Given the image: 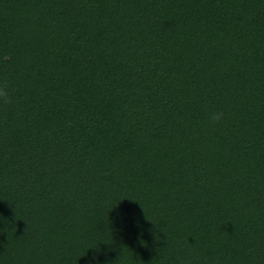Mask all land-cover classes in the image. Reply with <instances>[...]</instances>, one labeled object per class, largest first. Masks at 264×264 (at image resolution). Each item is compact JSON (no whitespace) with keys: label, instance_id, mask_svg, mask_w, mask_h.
Instances as JSON below:
<instances>
[{"label":"trees","instance_id":"obj_1","mask_svg":"<svg viewBox=\"0 0 264 264\" xmlns=\"http://www.w3.org/2000/svg\"><path fill=\"white\" fill-rule=\"evenodd\" d=\"M5 83L0 264H264V0H0Z\"/></svg>","mask_w":264,"mask_h":264},{"label":"clouds","instance_id":"obj_2","mask_svg":"<svg viewBox=\"0 0 264 264\" xmlns=\"http://www.w3.org/2000/svg\"><path fill=\"white\" fill-rule=\"evenodd\" d=\"M0 102L6 104L11 102V97L9 95V90L6 83L0 84ZM209 119L214 124L219 123L224 119V113L222 111L213 112L210 114Z\"/></svg>","mask_w":264,"mask_h":264}]
</instances>
